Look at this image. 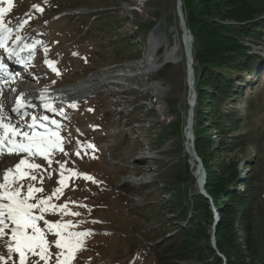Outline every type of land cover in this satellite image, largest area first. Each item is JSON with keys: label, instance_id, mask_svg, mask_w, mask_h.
Wrapping results in <instances>:
<instances>
[{"label": "rangeland", "instance_id": "374dc122", "mask_svg": "<svg viewBox=\"0 0 264 264\" xmlns=\"http://www.w3.org/2000/svg\"><path fill=\"white\" fill-rule=\"evenodd\" d=\"M5 1H0L3 5L0 8H9L8 0ZM250 1L256 8L264 7V0ZM11 3L13 6L4 14V23L14 30L12 43L27 42L29 48L37 50L28 57L25 67L29 73L24 76H31L32 82L26 80L23 84L38 91L66 89L91 76H106L112 82L79 101L81 109L55 107L63 111L62 119L45 109L31 112L48 115L61 123L64 149L68 153L53 154L51 168L42 173L43 184L36 185L44 191L37 195L48 196L60 187L56 161H66L67 169L90 175L99 182L82 176L69 179L63 195L54 198L53 203L75 201L87 208L69 203L70 211L80 213L79 216L49 213L45 217L51 222H72L78 224L75 230L94 233L86 238L85 248L76 254L73 264H216L218 259L220 264H227L217 248L216 237L222 220L221 203L229 205L228 191L224 195L220 191L213 200L206 190L207 172L203 164L206 172L203 193L198 163L188 151L186 127L191 98L184 50L181 49L177 64L163 61L168 44L174 45L176 37L181 39L183 35L177 0H11ZM182 6L189 14L196 10L197 0H182ZM156 30L168 36V44L158 51L155 66L146 71L141 64L149 36ZM16 35L21 40L17 41ZM244 43L250 47L248 53L260 59L258 74L237 71L229 74L236 80L235 87L243 92L236 97L234 87L230 99L216 98L218 83L209 76L203 88L201 110L197 104L194 107L193 137L195 146V133L201 129L209 140L206 161L216 178L224 180L237 172L236 187H231L232 190L244 193L248 180L255 176V185L261 190L256 217L264 223V45L252 44L247 39ZM19 49L20 46L17 50L20 52ZM46 60L56 62L59 75L49 68ZM240 74L242 82L237 80ZM195 94L197 100L196 85ZM215 123L223 130L215 128ZM246 131L254 133L259 147L231 145L233 139L250 141L243 135ZM77 141L95 148L77 156ZM19 158L6 155L0 163ZM36 162L47 168L43 158H37ZM198 194L209 201L207 218L205 210L199 211L193 199ZM240 216L235 215L236 238L231 240L236 249L244 251L245 263H251L245 252L242 225L238 223ZM41 226L44 227L42 222ZM188 230L192 232L193 248L197 250L200 246L203 254L185 262L171 256L168 248ZM214 230L216 247L211 243ZM48 239L51 242L56 237L48 234ZM208 247L212 251L207 252ZM58 251L54 246L51 248L52 264ZM0 253L7 256L3 247ZM36 259L33 257L32 261ZM252 264H264V252Z\"/></svg>", "mask_w": 264, "mask_h": 264}, {"label": "snow or ice", "instance_id": "6c2138e0", "mask_svg": "<svg viewBox=\"0 0 264 264\" xmlns=\"http://www.w3.org/2000/svg\"><path fill=\"white\" fill-rule=\"evenodd\" d=\"M9 8H0V48H7V41L12 38L13 29L4 23V14L13 6L8 0ZM38 11H43L39 6H35ZM17 41L21 40L16 35ZM29 47L25 45V48ZM35 48V45L31 46ZM24 49H20L23 51ZM13 55H19L18 51L7 48ZM48 49L45 48L47 54ZM76 55V53H74ZM49 68L59 75L56 62L46 60ZM4 65L0 64V68ZM3 88H0V94ZM44 100V95H41ZM35 105L26 100L21 94L11 110L15 112L19 119H11L0 104V157L5 155L20 157L15 162L5 161L0 163V247L7 251V256L0 253V264H29L33 257L38 259L32 264H52L54 246L59 251L55 254V264H73L76 254L84 250L86 238L93 235L91 230L77 231L78 224L72 222H51L45 217L47 214H61L79 216L78 212H71L68 204L72 203L79 207L87 208V205L77 204L75 201L66 202L63 205L53 203L54 198L59 199L63 195V189L68 186V180L73 177H83L95 183L94 178L87 174H81L72 169L66 168V161L59 164L60 187H57L48 196H39L38 193L44 191L43 171H48L53 164V154L56 151L68 153L64 149V138L61 136L62 125L55 119H50L48 115L37 116L27 111ZM43 107L46 111H51L63 116L62 110H57L50 102L45 101ZM75 107V105H72ZM91 111V109L89 110ZM30 118V122L29 119ZM54 125L55 128L49 127ZM76 155L80 156L81 151L87 154V149H94L90 143L76 142ZM37 158L47 161V168L36 162ZM10 165V166H5ZM65 172L69 175L66 176ZM52 173L48 172L51 178ZM27 181V183H25ZM91 211V209H88ZM41 222L44 227L41 226ZM83 223V221L81 222ZM98 223V221H92ZM48 234L56 237L54 241H49Z\"/></svg>", "mask_w": 264, "mask_h": 264}, {"label": "trees", "instance_id": "16d2710c", "mask_svg": "<svg viewBox=\"0 0 264 264\" xmlns=\"http://www.w3.org/2000/svg\"><path fill=\"white\" fill-rule=\"evenodd\" d=\"M197 4L195 11L189 14H186L184 9L183 11L193 36L196 104L201 110L202 98L205 96L203 88H206L205 81L209 76L216 78L215 82L218 83L216 98L230 99L236 80L234 81L228 76L229 74L236 71L248 75H254L255 72L258 74L256 69L260 59L256 55L248 53L250 47L245 45L244 40H251L252 44L264 45V7L256 8L250 0H197ZM241 76L242 74L238 76L237 80L242 82L243 76ZM240 89L235 87L236 97L242 95L243 92ZM248 102L249 100L246 101V103ZM234 122L239 123V121ZM215 128H218L219 131L223 130L218 127L217 123H215ZM243 135L249 137L250 141L233 139L231 145L236 147L243 144L252 147L260 146L254 141V133L246 131ZM221 144L223 141L218 142V145ZM208 147L209 140L206 135L202 133L201 129L197 130L195 149L207 172L206 190L208 194L213 200H216L220 191H223V195L228 191L226 201L229 202V205L221 203L223 210L221 212L222 220L217 227V248L227 259V264H252L264 252V223H261L256 217L259 211L261 190L257 189L255 185L254 175L245 185L244 193H239L236 189L232 190L233 187H236L237 172H232L231 175L224 177V180L216 178L206 161L205 151L208 150ZM193 199L197 201L199 211L205 210L206 217H204L207 218L209 201L199 194ZM235 215H241L238 223L242 225L245 252L251 259V263H245L243 260L244 251L236 249V243L231 240V237L236 238L234 233ZM189 230L182 232L180 238L168 248V251H171V256L185 262L192 256L199 257L203 254L200 246L197 250L193 248V240L190 238L192 232ZM206 246H209L208 242ZM208 251H212V249L208 247ZM156 254L159 256V251ZM220 263L221 260L218 259L216 264Z\"/></svg>", "mask_w": 264, "mask_h": 264}, {"label": "bare ground", "instance_id": "6f19581e", "mask_svg": "<svg viewBox=\"0 0 264 264\" xmlns=\"http://www.w3.org/2000/svg\"><path fill=\"white\" fill-rule=\"evenodd\" d=\"M182 11H183V6H182ZM177 16L179 20V28L183 34L181 39L176 37L175 44L170 46L168 44V36L165 35L162 31L156 30L152 32L149 36L148 50L146 53L145 60L141 64V67L143 68V70L149 71L155 66L158 51L161 48L166 47L167 44H168L167 46L168 50L165 53L164 60H163L165 64H177L178 56L180 54L181 49L184 50L183 54H185V59H186L188 35H190L191 33L187 32V34H185L182 31L181 25H180V16H179L178 11H177ZM173 33L177 35V30L173 29ZM191 43L193 44V40H191ZM20 45H22V42L21 43L18 42L13 45L7 44L9 48L15 51L18 50V47ZM21 55L22 54H19L18 56H21ZM27 55H25L20 60L18 59L17 61L24 62L26 60L25 57ZM186 67H187V59H186ZM193 68H194V61H193ZM23 80H28L32 82L31 76L29 77L28 75H26V77L24 76V79H20L16 82L17 87L14 90L11 89V86H9V83L5 79L3 80L5 82V87H3V93L0 94V104L3 105V111L14 121L19 118L17 117L16 113L12 112L11 110L13 109L12 108L13 106L15 107L16 101L21 94H23L24 98L25 97L28 98V99L25 98L26 100H30L32 104H36L37 106L39 105V103L44 104V102L47 101V102H50L53 107H62V106L75 105L79 101H82L85 98H88L90 96L97 94L100 90L105 89L108 85L112 84L110 79L106 76H91L87 80L77 85H73L69 88L54 89V90H41V93H40L38 91H35L34 87L26 86L25 84H23L22 83ZM42 94L44 95V100L41 99ZM29 110L30 108L27 109L28 112ZM194 117H195V114L193 115V119ZM188 119H189V112H188ZM193 126L194 125H192V131H193ZM1 158L2 157H0V162H1ZM10 162H13V161H10ZM5 166L7 167L10 165H5Z\"/></svg>", "mask_w": 264, "mask_h": 264}, {"label": "water", "instance_id": "95a60500", "mask_svg": "<svg viewBox=\"0 0 264 264\" xmlns=\"http://www.w3.org/2000/svg\"><path fill=\"white\" fill-rule=\"evenodd\" d=\"M177 11L179 13L180 16V25H181V29L182 31L187 34V32L189 33V29L187 26V22L185 19V15L182 11V2L181 0H177ZM191 33V32H190ZM191 40H193V36L190 34L188 35V45H187V49H186V59H187V81L189 84V92H190V101H189V119L187 122V127H186V136H187V146H188V151L190 156L197 161L198 163V174L201 175L200 178V187H201V191L203 193H205L204 190V185L206 183V172L204 170L203 167V162L200 159V157L198 156V154L195 151V146H194V137H193V131H192V125L194 122L193 119V115H194V107L196 104V94H195V71L193 68V44L191 43ZM212 246L216 247V243H215V230L212 233Z\"/></svg>", "mask_w": 264, "mask_h": 264}]
</instances>
